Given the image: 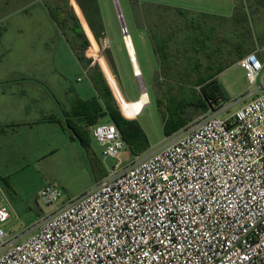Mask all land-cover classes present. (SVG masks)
Wrapping results in <instances>:
<instances>
[{
  "label": "built area",
  "instance_id": "obj_1",
  "mask_svg": "<svg viewBox=\"0 0 264 264\" xmlns=\"http://www.w3.org/2000/svg\"><path fill=\"white\" fill-rule=\"evenodd\" d=\"M237 66L250 85L261 81L257 53ZM251 96L126 166L117 126L94 125L93 140L116 163L92 192L17 238L4 228L11 213L0 191V264H264L262 81ZM60 197L48 185L40 201L50 206Z\"/></svg>",
  "mask_w": 264,
  "mask_h": 264
},
{
  "label": "rangeland",
  "instance_id": "obj_2",
  "mask_svg": "<svg viewBox=\"0 0 264 264\" xmlns=\"http://www.w3.org/2000/svg\"><path fill=\"white\" fill-rule=\"evenodd\" d=\"M58 1L62 9V15L68 13L71 16L73 14L78 19L79 24L81 23L80 27L85 31L84 37L87 41H90H88L87 47L89 55L95 56L92 51V38L98 46L97 56H95L98 61L99 57L102 58L101 54H105L108 56L111 66L112 58L119 65L120 71L118 66L115 65L116 70L119 71L117 80L123 92L127 96L138 97L143 88L147 91L149 95L147 105H141L140 99L136 102H131L129 107L133 115H124L128 118H133L145 106L137 121L150 140L152 148L149 152L164 146L172 139L164 134L162 109H160L157 101V96L161 97L163 95L165 83L172 81V79L162 76L159 87L154 85V73L158 70L159 63L145 29L147 27L150 32L152 24L147 20L146 11L150 12L153 9L152 3L169 4L197 13H209L227 17L233 14L235 5L239 4L248 16V26L252 31L253 39L247 41L246 45L254 44L253 53H257L264 60V0L260 3V0H118L125 26L132 39L142 71L138 80L134 78L127 66L125 56L127 51L116 11L117 6L115 7L116 2L114 4L113 0H72L71 4L70 0ZM74 2L78 10L75 8ZM46 4L50 7L53 3H51V0H47ZM26 5L27 0H0V22L3 20L1 25L8 29V36L5 39L4 46L13 44L14 37L12 34H14L13 32L16 28L20 27L23 30V34L21 37H15L18 38L15 42L16 45L22 46L23 44L27 45V47L44 48L45 44L49 43L53 38V26L47 23L38 7L29 10L30 13L27 14L18 12L19 8ZM78 5L82 6L93 30L98 31L100 34L99 43L95 40ZM17 19L19 22L15 24ZM244 27V25L241 27L236 36L231 31L223 29V38L233 41V43L242 44L245 37ZM15 35L18 36L17 34ZM13 60L18 62L20 57L15 56ZM217 80L221 86L223 99H219L217 103L214 102L208 113L203 114L191 109L190 112H194V122H198L203 116L208 114L232 113L245 102L250 101L252 98L251 94L255 92L256 87L259 86L261 81L264 83V71L257 86L250 85L245 78L244 70L237 66L224 71L218 76ZM125 103L127 104V102ZM167 109L168 107L163 108L166 115L169 113ZM187 114L190 115L189 109ZM91 148L95 156L103 163L105 169L107 171L111 170L116 160L105 158L102 147L94 140L91 142ZM119 157L122 165L126 166L132 160L133 154L126 147ZM47 164L48 162L46 163L44 160L39 163L0 164V191L3 194L5 206L11 213V217L4 225V228L11 236L17 238L28 236L46 217L52 215L57 209L68 205L71 201L92 192L105 179V175L102 176L100 171L93 173L91 167L83 166L76 170L71 169L58 173L56 163ZM48 185L56 187L61 192V197L55 205L46 206L40 201L41 191Z\"/></svg>",
  "mask_w": 264,
  "mask_h": 264
},
{
  "label": "crops",
  "instance_id": "obj_3",
  "mask_svg": "<svg viewBox=\"0 0 264 264\" xmlns=\"http://www.w3.org/2000/svg\"><path fill=\"white\" fill-rule=\"evenodd\" d=\"M46 3L47 0H27V5L18 9V12L27 14L30 13L29 10L38 7L47 23L53 26V38L45 44L44 48L27 47L23 44L22 46L16 45L15 42L18 38L15 37H21L23 34L20 27L16 28L14 34H12L14 37L13 44L4 46L8 29L1 25L3 20L0 22L2 27L0 37V164L39 163L44 160L46 163L48 162L47 165L56 163L58 173L71 169L76 170L83 166L90 168V155L80 139L73 134V130L87 133L91 148V142L93 141L92 127L97 124L113 123L107 107H118L121 112L122 109L98 59L88 54V46L82 51L85 45L84 42L87 41L84 37V29H81L82 38L75 41L76 48L72 47L70 42L75 37V33L71 30V26L74 21L68 13L62 15L58 0H51L53 4L50 7ZM78 6L95 40L99 43L100 34L98 31L93 30L82 6ZM235 8L236 5L231 16L222 17H233ZM49 9H57L58 14L56 17L63 18L61 25L55 22ZM18 22L17 19L15 24H18ZM145 29L149 37V30L147 27ZM17 49L18 51H16ZM133 49L140 73L139 77H141L142 71L134 45ZM126 51L128 69L134 78L138 80L135 75L134 62H132L127 47ZM154 53L157 58L155 50ZM15 56H19L20 61H14ZM101 56L107 62L123 99L130 103L138 101L141 98L142 91L138 97L127 96L117 80L120 71L119 65L112 58L111 66L108 56L105 54H101ZM115 65L118 66L119 71L116 70ZM234 66H237V63L229 68ZM158 71L159 68L154 73V85H156L155 74ZM219 75L215 77V80L218 79ZM107 85L112 95L108 92ZM110 96L113 97L112 100ZM159 97L157 96V98ZM199 112L204 114V112ZM193 113L190 112L191 115ZM140 114L128 118L122 112L126 119L136 121ZM52 117L55 120H49ZM193 118L194 114L184 127L168 138H173L186 126L196 123Z\"/></svg>",
  "mask_w": 264,
  "mask_h": 264
},
{
  "label": "trees",
  "instance_id": "obj_4",
  "mask_svg": "<svg viewBox=\"0 0 264 264\" xmlns=\"http://www.w3.org/2000/svg\"><path fill=\"white\" fill-rule=\"evenodd\" d=\"M151 5L153 9L150 12L146 11L147 20L152 24L149 38L160 65L159 71L155 74V83L159 87L162 76L172 79L165 83L163 95L157 100L162 109L164 134L170 137L192 119V115L187 114L188 109L189 113L191 109L206 113L214 102L223 99L221 86L215 77L253 53L254 44L246 45L247 41L253 39L252 31L248 26V16L239 4L231 18L197 13L169 4L152 3ZM74 6L77 9L76 4ZM49 10L55 22L61 25L63 18L56 17L57 9ZM70 17L74 21L71 30L76 37L70 44L76 48L75 41L82 38L83 34L75 15L72 14ZM243 25L245 37L242 44L223 38V29L231 31L236 36ZM1 32L0 26V37ZM88 34L91 37L89 31ZM91 41L93 55L97 56L98 46L92 38ZM84 44L83 50H79L84 51L89 43L85 41ZM99 61L102 67L109 71L105 59L99 57ZM106 88L112 95L108 85ZM110 97L112 100L113 97ZM165 107H168L167 115L163 111ZM121 108L125 115H133L129 104L124 103ZM107 111L133 155L149 152L151 149L149 138L136 120L126 119L118 107L109 106ZM49 120L55 119L52 117ZM73 134L80 139L89 153L93 173L100 171L102 176L106 177L108 171L90 148L87 133L73 130Z\"/></svg>",
  "mask_w": 264,
  "mask_h": 264
},
{
  "label": "bare ground",
  "instance_id": "obj_5",
  "mask_svg": "<svg viewBox=\"0 0 264 264\" xmlns=\"http://www.w3.org/2000/svg\"><path fill=\"white\" fill-rule=\"evenodd\" d=\"M70 2H71V4H72V0H70ZM114 2H116V5H115V6L118 7L117 9H118V11H119V20H120V22L122 23L123 28H124V30H125V29H126V26H125L124 18H123V16H122V12H121L120 7H119L118 0H114ZM72 6H73V5H72ZM73 9H74V8H73ZM80 24H81V23H80ZM84 32H85V31H84ZM88 41H89V40H88ZM124 41H125V44H126V47H127L128 51H129V54H130V56H131V59L133 60L132 62H134V66H135L136 72L139 73V69H138V67H137V63H136V61H135L133 44H132L131 38H130V36H129L128 30H126L125 33H124ZM89 42H90V41H89ZM90 44H91V43H90ZM88 54H89V51H88ZM90 56H92V55H90ZM99 56H100V55H99ZM92 57H95V56H92ZM95 58H96V57H95ZM102 58H103V57H102ZM102 58H101V59H102ZM99 64H100V62H99ZM100 66H101V68H102V70H103V72H104V74H105L107 80L110 82V84H111L113 90L115 91L116 95L118 96V99H119V101H120V103H121V106H122L126 101L123 99V97H122V95H121V92H120V90H119V88H118V85H117V83H116V81H115L114 76L112 75V73H111L110 70L107 71L104 67H102L101 64H100ZM148 101H149V99H148V95H147L145 89L143 88V90H142V94H141V98H140V104H141V105H146V104L148 103ZM127 104L130 105V102H127ZM142 109H143V108H142ZM142 109H141V110H142ZM140 112H141V111H140ZM140 112L137 113L135 116H137L138 114H140Z\"/></svg>",
  "mask_w": 264,
  "mask_h": 264
},
{
  "label": "water",
  "instance_id": "obj_6",
  "mask_svg": "<svg viewBox=\"0 0 264 264\" xmlns=\"http://www.w3.org/2000/svg\"><path fill=\"white\" fill-rule=\"evenodd\" d=\"M113 1H114V0H113ZM114 4H115V2H114ZM115 7H116V6H115ZM116 11H117L118 18H119V11H118L117 7H116ZM120 24H121V28L123 29V25H122L121 22H120ZM137 76L139 77V76H140V73H137Z\"/></svg>",
  "mask_w": 264,
  "mask_h": 264
}]
</instances>
